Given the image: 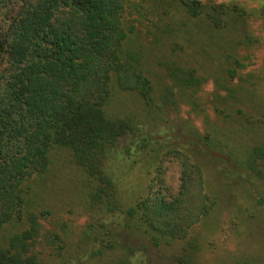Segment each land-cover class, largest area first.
Returning a JSON list of instances; mask_svg holds the SVG:
<instances>
[{"label":"trees","instance_id":"trees-1","mask_svg":"<svg viewBox=\"0 0 264 264\" xmlns=\"http://www.w3.org/2000/svg\"><path fill=\"white\" fill-rule=\"evenodd\" d=\"M130 2L0 0V230L23 217L33 185L49 169L50 150L59 146L70 152L86 176L88 203L105 216L95 228L86 225L82 237L93 231L104 248L114 249L117 240L108 213L118 212L123 217L121 228L133 227L154 244L183 240L182 252L170 264H195L190 255L196 242L190 232L211 211L215 198L204 189L192 150H211L213 145L206 133L200 135L188 123L175 134L158 136L170 129L161 114L165 104L175 99L154 95L139 57L127 47L132 26L125 13ZM177 2L189 17L224 39L228 47L221 56L225 73L236 74L235 68L242 64L235 49L251 44L246 34L240 38L235 33V24L248 16L247 10L235 2ZM143 15L151 19L145 9ZM193 72L187 70L184 80L177 81L180 90H197L200 78ZM111 80L118 89L139 98L141 119L107 115ZM227 89L232 94L233 89ZM184 93H180L181 101L188 99L181 97ZM145 153L150 154L145 191L122 208L117 199L121 176ZM164 158L172 159L178 169L175 192L165 184ZM240 165L264 179V140L248 149ZM223 171L229 179H244L234 166ZM255 202L264 206V197ZM30 215L26 228L0 244V264H47L34 248L38 223ZM59 238L47 236L52 245ZM133 255L114 264H143Z\"/></svg>","mask_w":264,"mask_h":264},{"label":"rangeland","instance_id":"rangeland-1","mask_svg":"<svg viewBox=\"0 0 264 264\" xmlns=\"http://www.w3.org/2000/svg\"><path fill=\"white\" fill-rule=\"evenodd\" d=\"M132 1L125 13V20L132 26L127 47L139 57L156 91L154 95L175 99L173 104H165L161 114L170 129L158 136L175 134L188 123L200 135L206 133L213 145L211 150H192L204 189L215 198V204L190 232L196 242L191 259L195 264H264V206L255 202L257 197H264V179L240 165L248 149L264 140V0H212L235 2L248 12L235 24V33L240 38L246 34L251 44L235 49L242 66L235 68L232 76L225 73L227 67L221 61L228 51L224 39L189 17L177 0H134V7ZM143 9L150 13V20L144 17ZM187 70L200 78L194 93L176 85L184 80ZM112 81L107 115L129 114L141 119L139 98L118 89ZM227 88L233 89L232 94ZM183 91L181 97L188 96L186 101L179 98ZM146 153L121 176L117 199L122 208L145 191L150 168V154ZM49 154V169L33 185L23 217L1 227V245L26 228L32 214L38 223L34 248L47 264H114L132 252L133 258L143 264H170L182 252L183 240H158L154 244L133 227L121 228L123 217L118 212L108 213L114 222V249L104 248L100 235L93 231L82 237L86 225L91 223L95 228L105 216L88 203L87 178L70 152L57 146ZM229 165L241 171L244 179H229L223 171ZM163 166L165 184L175 192L177 166L167 158ZM49 234L59 235L55 245L48 242Z\"/></svg>","mask_w":264,"mask_h":264}]
</instances>
